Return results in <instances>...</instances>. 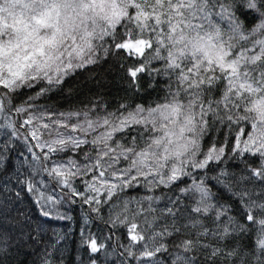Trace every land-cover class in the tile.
<instances>
[{"label": "snow or ice", "instance_id": "obj_1", "mask_svg": "<svg viewBox=\"0 0 264 264\" xmlns=\"http://www.w3.org/2000/svg\"><path fill=\"white\" fill-rule=\"evenodd\" d=\"M110 62L115 104L42 102ZM0 121V264L45 231L25 196L80 205L88 264H264V0H0Z\"/></svg>", "mask_w": 264, "mask_h": 264}, {"label": "trees", "instance_id": "obj_2", "mask_svg": "<svg viewBox=\"0 0 264 264\" xmlns=\"http://www.w3.org/2000/svg\"><path fill=\"white\" fill-rule=\"evenodd\" d=\"M127 63H131V60H128ZM92 68L94 71H79L68 77L63 85L62 92L49 93L50 99L42 102L57 109L68 110L70 107L79 106L81 102H87L98 95L105 103L115 104L118 97L124 94L123 90L127 88V83L120 76L119 65L110 62L92 66ZM143 75L144 79L147 80V74ZM144 87L147 88V85L144 84ZM139 95L143 96L145 102H147L148 99L154 98L155 94L148 96L147 93L142 92ZM24 98L26 97L22 94L17 98V102ZM222 166L228 168L229 171H235L243 167L239 160L227 161ZM139 194L138 192L129 193V195ZM157 194L159 195L160 191H157ZM17 210L24 214L23 217H17ZM66 211L72 217L71 221L47 220L39 215V211L32 203L31 197L25 196L23 201L12 210V216L16 219H26L33 227L40 223L45 231L40 233V242L25 241L23 245L18 242L13 249L11 258L23 261V264H31L33 260L37 259L40 250L43 249L44 241H50L54 232H60L67 235L61 242V250L57 251L55 255L57 264H88L89 253L86 247L80 243L81 207L76 204L68 207ZM106 215L107 210H105ZM101 230H104L107 234L105 225L98 220H94L91 231L99 233Z\"/></svg>", "mask_w": 264, "mask_h": 264}]
</instances>
